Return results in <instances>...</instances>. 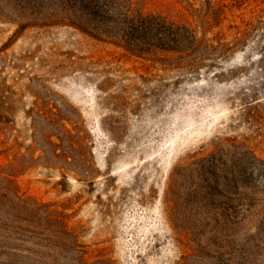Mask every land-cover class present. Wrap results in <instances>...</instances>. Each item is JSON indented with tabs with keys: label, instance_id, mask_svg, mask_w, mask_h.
<instances>
[{
	"label": "rangeland",
	"instance_id": "374dc122",
	"mask_svg": "<svg viewBox=\"0 0 264 264\" xmlns=\"http://www.w3.org/2000/svg\"><path fill=\"white\" fill-rule=\"evenodd\" d=\"M181 1L146 0L225 44L191 69L0 19V172L67 215L88 263L264 264V0H189L204 30Z\"/></svg>",
	"mask_w": 264,
	"mask_h": 264
},
{
	"label": "trees",
	"instance_id": "16d2710c",
	"mask_svg": "<svg viewBox=\"0 0 264 264\" xmlns=\"http://www.w3.org/2000/svg\"><path fill=\"white\" fill-rule=\"evenodd\" d=\"M183 2L196 17L198 27L204 30L207 21L202 12L193 9L191 1ZM212 3L204 0L211 9L210 14L228 7L225 3ZM0 19L14 24L16 34L66 26L94 42L112 45L133 56L172 53L177 56L179 65L188 69L225 47L219 41L214 44L204 33L199 36L197 28L186 20H173L149 10L146 0H0ZM3 111L8 112V107H0V121L6 122L8 118ZM38 133L46 145L53 147L50 153L58 159L60 154L54 149L58 145L52 143L43 125ZM63 136L71 141L67 133ZM57 139L63 141L61 136ZM232 147L237 148L234 144ZM213 156L210 154L203 160L208 161ZM250 156L259 161L253 152ZM228 162L238 169L246 165L243 155L222 161V166ZM212 179L219 177L213 174ZM235 181L242 182L243 178ZM246 221H250L247 215L235 218L238 225L244 226ZM84 254L76 231L63 211L53 203L25 196L11 175L0 172V262L98 264L99 261L88 263Z\"/></svg>",
	"mask_w": 264,
	"mask_h": 264
}]
</instances>
